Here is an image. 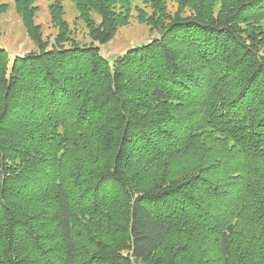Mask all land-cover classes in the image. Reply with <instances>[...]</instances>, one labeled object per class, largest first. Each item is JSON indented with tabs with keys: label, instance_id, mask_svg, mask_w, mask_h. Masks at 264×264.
Wrapping results in <instances>:
<instances>
[{
	"label": "trees",
	"instance_id": "1",
	"mask_svg": "<svg viewBox=\"0 0 264 264\" xmlns=\"http://www.w3.org/2000/svg\"><path fill=\"white\" fill-rule=\"evenodd\" d=\"M39 1L36 51L0 47V264H264V0H152L111 58L147 0H52V41Z\"/></svg>",
	"mask_w": 264,
	"mask_h": 264
},
{
	"label": "rangeland",
	"instance_id": "2",
	"mask_svg": "<svg viewBox=\"0 0 264 264\" xmlns=\"http://www.w3.org/2000/svg\"><path fill=\"white\" fill-rule=\"evenodd\" d=\"M52 0H40L38 2V12L35 23L40 25L42 37L52 41L56 31L49 23L48 5ZM152 0L137 1L129 10L128 23L120 26L115 31V35L108 43L98 46L103 57H116L122 55L128 49L141 46L143 43L158 37V32L151 30L141 19L143 16L151 14ZM0 3L7 4L9 10L0 15V47L6 50L10 60L14 57H22L29 52L36 51L35 45L29 40L22 26L20 17L13 10V0H0ZM63 5L64 17L71 37L81 44H89L91 41L84 24L76 20V12L70 2ZM176 4L173 0L167 2V8L171 14L176 11Z\"/></svg>",
	"mask_w": 264,
	"mask_h": 264
}]
</instances>
